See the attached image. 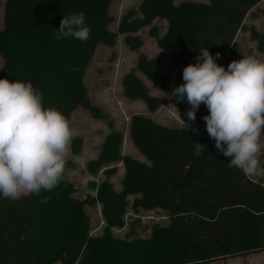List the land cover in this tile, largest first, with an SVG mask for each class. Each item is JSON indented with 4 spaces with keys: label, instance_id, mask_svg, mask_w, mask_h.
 Masks as SVG:
<instances>
[{
    "label": "trees",
    "instance_id": "trees-1",
    "mask_svg": "<svg viewBox=\"0 0 264 264\" xmlns=\"http://www.w3.org/2000/svg\"><path fill=\"white\" fill-rule=\"evenodd\" d=\"M111 1L4 0L0 77L31 82L43 94V106L56 108L68 121L79 106L100 118L82 81L97 44L111 48L116 35H124V45L136 51L142 46L138 32L150 27L157 48L182 67L195 63L199 51L207 48L210 54L220 53L216 63L226 68L238 58L235 38L246 15L263 0L177 5L175 0H142L136 11L122 17L116 33L108 31ZM77 12L85 14L88 40L53 39L62 16ZM154 21L166 24L163 34L152 26ZM252 38L263 52L264 34L252 32ZM135 72L165 93L169 80L157 58L142 54L135 69L123 77L125 97L143 102L152 114L160 100L148 94ZM178 79L183 83L181 73ZM169 104L184 113L189 108L174 94ZM206 114L201 104L194 129L169 128L132 116L129 139L145 163L122 155V136L111 132L96 159L87 164L91 174L107 167L104 180L89 184L94 196L83 201L73 197L74 187L64 175L51 191L0 198V264H215L264 251V186L228 167L230 158L216 151L205 130L201 117ZM80 143L73 140V153ZM115 164L124 168L119 191L110 182ZM93 205L100 206L103 220L99 236L90 234L85 212ZM128 207L135 213L163 211L168 224L152 227L145 239L135 237L133 230L125 238L115 237L112 230L123 227Z\"/></svg>",
    "mask_w": 264,
    "mask_h": 264
},
{
    "label": "clouds",
    "instance_id": "clouds-1",
    "mask_svg": "<svg viewBox=\"0 0 264 264\" xmlns=\"http://www.w3.org/2000/svg\"><path fill=\"white\" fill-rule=\"evenodd\" d=\"M89 35L85 14L77 12L62 16L53 39L84 42ZM219 56L202 48L195 63L182 68L183 83L171 94L187 102L189 121L203 104L207 114L201 119L216 151L230 158L228 167L254 175L264 151V61L245 56L225 68L216 63ZM42 99L31 82L0 77V198L39 195L63 178L75 130L59 110L44 107Z\"/></svg>",
    "mask_w": 264,
    "mask_h": 264
},
{
    "label": "rangeland",
    "instance_id": "rangeland-1",
    "mask_svg": "<svg viewBox=\"0 0 264 264\" xmlns=\"http://www.w3.org/2000/svg\"><path fill=\"white\" fill-rule=\"evenodd\" d=\"M142 0H112L108 15L111 23L108 31L116 33L117 26L129 11H136ZM183 1L206 3V0H175V4ZM4 0H0V30L2 29V10ZM264 0L251 9L244 19L242 28L238 31L235 42L239 49L237 60L245 56H253L264 61V51L258 50V43L252 38V32L264 34ZM163 34L166 24L163 21H154ZM150 27L143 28L137 36L142 41V46L136 51H130L124 45V35H116L113 47L97 44L91 60L83 74V86L90 104L99 110L100 118L93 117L83 107L75 108L69 118L70 126L75 130V135L69 144L66 157V171L64 178L74 187L73 197L83 201L88 196H94L89 184H98L104 180L102 168L95 174L87 170V164L95 160L101 145L107 135L111 132H118L122 136L120 153L131 157L141 163L144 158L135 150L129 139L128 125L130 118L134 115H142L150 118L155 124L169 128L194 129L192 121H189L184 112H181L169 104L172 97V90L182 82L178 75L182 71V65L168 59L156 46L155 40L149 36ZM142 54L147 58H157L160 61L162 73L169 80V92L155 90L149 81L141 74L135 72L136 77L143 83L148 94L160 100V105L152 114L148 113L143 102L132 101L125 97L121 86L123 77L133 71L136 66L137 57ZM2 60L0 58V67ZM184 124L181 122V120ZM264 135V128H262ZM80 140L78 153L72 152V142ZM264 147V145H262ZM259 170L254 175H247L248 178L259 182L264 186V151L258 154ZM116 168V174L110 179L114 190H120V181L124 174L121 164L111 165ZM24 196V195H21ZM19 196V197H21ZM18 197V198H19ZM131 204L132 198L129 199ZM85 212L90 220V234L99 236L103 227V220L100 213V206H86ZM167 214L163 211H139L133 212L127 208L123 219V227L115 228L112 233L115 237L125 238L126 234L133 230L135 237L145 239L149 236L152 227L167 225ZM215 264H264V251L251 253L243 256L231 257L216 261Z\"/></svg>",
    "mask_w": 264,
    "mask_h": 264
}]
</instances>
